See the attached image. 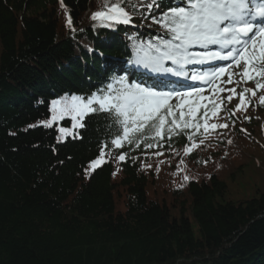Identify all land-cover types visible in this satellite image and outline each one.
Masks as SVG:
<instances>
[{"label": "trees", "instance_id": "16d2710c", "mask_svg": "<svg viewBox=\"0 0 264 264\" xmlns=\"http://www.w3.org/2000/svg\"><path fill=\"white\" fill-rule=\"evenodd\" d=\"M148 2L129 0L139 6L134 25L169 38L152 17L175 1ZM102 10L105 0H0V264H264V194L232 200L229 190L251 168L264 182L255 140L264 139L261 93L235 117L221 110L214 122L227 129L206 138L186 129L199 145L191 154L184 135H173L171 147H109L107 162L89 175L110 140L106 114L86 116L84 128L69 116L42 125L51 101L104 88V63L137 33L93 21ZM183 120L192 122L187 110ZM60 124L81 138L60 140ZM124 152L125 161L115 159Z\"/></svg>", "mask_w": 264, "mask_h": 264}, {"label": "snow or ice", "instance_id": "6c2138e0", "mask_svg": "<svg viewBox=\"0 0 264 264\" xmlns=\"http://www.w3.org/2000/svg\"><path fill=\"white\" fill-rule=\"evenodd\" d=\"M60 2L63 6V0ZM158 6L159 0L155 4L149 0V9ZM138 7V4L129 3V0H114L112 3L105 0L106 10L96 11L91 19L131 24ZM152 22L165 29L169 38H158L155 43L149 42L144 54L138 55L133 63L150 68L153 72L182 77L203 87H193L185 91H161L156 86L148 87L140 83H131L127 77H118L114 78V82L108 83L104 88L87 97L65 95L51 101L52 115L50 122H41L44 127H51L53 122L69 116L74 121V129L84 128L86 125L83 121L86 116L106 114L104 117L107 121L106 133L110 140L100 144L99 156L89 163V169L93 171L107 162L105 149L109 147L120 149L128 145L140 148L141 144H145L146 148L151 149L162 146L165 140L171 147L173 135L186 136L188 143L185 145V150L191 154L193 148L199 145L196 144L194 136L185 131L186 129L199 133L203 128L201 135L206 138L210 131L227 129L229 124L207 122L210 116L216 117L223 110L221 104L216 103L212 104L211 114L206 104L201 105L204 113L201 119L197 120L199 109L195 100L189 102L187 109L192 122L183 120L185 98L199 97L207 87L216 85L225 74L228 76L227 81H223L225 84L234 82L239 84L252 80L255 75L264 76V41L259 44L258 55L256 43L257 36H264V0H182V5L170 7L160 17H152ZM67 26L73 32L76 30L70 16L67 19ZM212 46H217L220 50H212ZM194 48L205 51H192L191 49ZM166 61H171L177 67L175 69L165 67ZM216 61L228 63L192 75L184 70L188 64L205 65ZM242 62L243 68L240 72L230 71L233 67L240 68ZM256 69L259 71L257 72ZM233 75L241 79L233 81ZM261 88H264V84L257 81L255 90L244 88L239 94L235 88L225 89L217 86L216 91L230 92V95L224 98L229 103L233 98L240 100L234 110H229V115L234 116L235 111L246 109V94L251 92L252 96H255L256 90ZM173 100L177 103L173 104ZM260 103L264 104V95L260 97ZM177 110H179V118H177ZM35 126L29 125V127ZM60 131L73 135L74 139L81 138L78 132L73 134L64 128ZM241 131L246 130L241 129ZM203 142L201 139L200 144ZM228 143L231 144L232 141L229 140ZM155 154L163 155V152ZM126 156L127 153L124 152L115 159L125 161ZM108 158H112L110 153ZM204 163L207 164V161ZM184 179L187 181L189 177L185 176Z\"/></svg>", "mask_w": 264, "mask_h": 264}, {"label": "rangeland", "instance_id": "374dc122", "mask_svg": "<svg viewBox=\"0 0 264 264\" xmlns=\"http://www.w3.org/2000/svg\"><path fill=\"white\" fill-rule=\"evenodd\" d=\"M261 41H264V36L261 39H259L258 41H256V43H257V55H258V50H259V44L261 43ZM242 68H243V62L241 63V67L238 69V71L236 73L240 72L242 70ZM256 71L258 72L259 69H256ZM256 77L258 79H261V78L264 79V76H259V75H255L253 79H255ZM240 79L241 78L237 75H234V77H233L234 81H239ZM222 88H225V89L235 88L237 94H239L240 89H242V90L244 88L254 89V86H252L251 83H249L247 81V82H243L242 84H239V85H233V86L226 85V86H223ZM220 95L224 99L225 97L230 95V92H228V91L220 92ZM249 95L252 96L251 92H249ZM224 100L226 102L227 109H229V110H232V108L235 109V107L240 103V100L238 98H233L230 103L226 99H224ZM236 112H238V111H236ZM60 120L61 119H59L58 122H61ZM263 124H264V122H263ZM60 127L67 129L71 132V130L69 128L63 127L62 124H60ZM68 135L69 134L67 132L61 133V131H60L59 139L64 140ZM255 140L258 142V145L256 146L257 150L261 154L264 155V139H263V137L259 136ZM259 160L260 161L264 160V156L261 155L259 157ZM215 162H216V160L214 159L212 162V164H213V166L211 168L212 170L218 167L217 163H215ZM257 164H258V162L255 163V165H257ZM211 169H209V170H211ZM92 171L93 170L88 168L87 175H89ZM262 178H263V175L261 174L260 169L254 170L251 168V169L246 170V172L244 174L240 175L237 178L236 183L229 186L231 199L232 200L233 199L234 200H237V199L244 200V199H248V198L249 199L253 198L254 196H258L259 193L264 194V182H263ZM255 193H258V194L255 195Z\"/></svg>", "mask_w": 264, "mask_h": 264}, {"label": "bare ground", "instance_id": "6f19581e", "mask_svg": "<svg viewBox=\"0 0 264 264\" xmlns=\"http://www.w3.org/2000/svg\"><path fill=\"white\" fill-rule=\"evenodd\" d=\"M107 45V44H106ZM105 45V46H106ZM98 53V52H97ZM100 56H101V58H103L104 59V57H103V53H98ZM94 59V58H93ZM89 62H92V60H89V59H87ZM86 62V60H84V63Z\"/></svg>", "mask_w": 264, "mask_h": 264}]
</instances>
